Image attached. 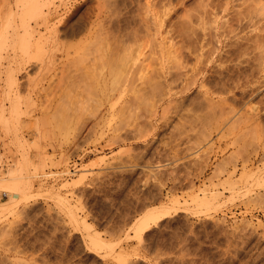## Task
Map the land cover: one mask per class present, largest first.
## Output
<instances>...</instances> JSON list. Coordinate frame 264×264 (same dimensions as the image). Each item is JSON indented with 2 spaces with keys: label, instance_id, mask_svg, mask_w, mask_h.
I'll use <instances>...</instances> for the list:
<instances>
[{
  "label": "rangeland",
  "instance_id": "rangeland-1",
  "mask_svg": "<svg viewBox=\"0 0 264 264\" xmlns=\"http://www.w3.org/2000/svg\"><path fill=\"white\" fill-rule=\"evenodd\" d=\"M0 37V264H264V0H0Z\"/></svg>",
  "mask_w": 264,
  "mask_h": 264
},
{
  "label": "bare ground",
  "instance_id": "bare-ground-1",
  "mask_svg": "<svg viewBox=\"0 0 264 264\" xmlns=\"http://www.w3.org/2000/svg\"><path fill=\"white\" fill-rule=\"evenodd\" d=\"M34 5H35V3H34ZM32 6H33V4H32ZM34 9H35V7H34ZM40 11H42V10H40ZM42 13V12H41ZM41 15V14H40ZM43 15H45V14H43ZM42 17V16H41ZM45 18V17H44ZM48 18V17H47ZM56 18V17H55ZM43 20V19H42ZM41 22V21H40ZM41 24V23H40ZM46 24V23H45ZM125 24V23H124ZM29 26V25H28ZM54 26V25H53ZM31 27V26H30ZM46 28H47V26H46ZM50 28V27H49ZM55 28V27H54ZM226 28V27H225ZM229 28V27H228ZM31 29V28H30ZM214 29V28H213ZM232 29V28H231ZM212 30V29H211ZM221 30V29H220ZM229 30V29H228ZM234 30V29H233ZM32 31V30H31ZM36 31V30H35ZM53 31H54V29H53ZM227 31V30H226ZM39 32V31H38ZM41 32V31H40ZM230 32V31H229ZM235 32V31H234ZM220 33H222V32H220ZM39 34V33H38ZM205 34V33H204ZM230 34V33H229ZM42 35V34H41ZM106 35V34H105ZM222 35V34H221ZM253 35V34H252ZM252 35H250V36H252ZM228 36V35H227ZM213 37H215V36H213ZM222 37V36H221ZM223 37H224V35H223ZM226 37V36H225ZM234 37V36H233ZM248 37V36H247ZM257 37V36H256ZM260 37V36H259ZM37 38H38V36H37ZM37 38H35V40L37 39ZM231 38V37H230ZM243 38V37H242ZM250 38H252V37H250ZM0 39H1V37H0ZM260 39V38H259ZM37 40H39V39H37ZM109 40V39H108ZM114 40V39H113ZM116 40V39H115ZM237 40V39H236ZM103 41V40H102ZM111 41V40H110ZM224 41V40H223ZM248 41V40H247ZM256 41H258V40H256ZM98 42V41H97ZM119 42H121V41H119ZM241 42V41H240ZM243 42V41H242ZM224 43V42H223ZM231 43V42H230ZM234 43V42H233ZM253 43V42H252ZM254 43H255V41H254ZM258 43H259V41H258ZM37 44V42L35 41V43H34V45H36ZM100 44V43H99ZM109 44V43H108ZM112 44V43H111ZM120 44V43H119ZM241 44V43H240ZM102 45V44H101ZM100 45V46H101ZM241 46V45H240ZM256 47H257V45H255ZM232 47V46H231ZM255 47V48H256ZM107 48V47H106ZM116 48V47H115ZM114 48V49H115ZM206 48V47H205ZM222 48V47H221ZM105 49V48H104ZM113 49V48H112ZM200 49H204L203 47H199V49L198 50H200ZM235 49V48H234ZM260 49V48H259ZM110 50V49H109ZM211 50V49H210ZM233 50V49H232ZM236 50V49H235ZM101 51H102V48H101ZM207 51V50H206ZM217 51V50H216ZM223 51V52H222ZM110 52V51H109ZM111 52H112V50H111ZM120 52V51H119ZM200 52H202L201 50H200ZM199 52V53H200ZM210 52V51H209ZM225 51H224V49L223 50H221V49H219L218 51H217V53H216V55H215V58H216V60H221V58L223 57V56H225V55H222L223 53H224ZM117 53V52H116ZM123 53V52H122ZM182 53V52H181ZM100 54H101V52H100ZM124 54V53H123ZM173 54H174V52H173ZM177 54V53H176ZM184 54V53H183ZM200 54H202V53H200ZM199 54V55H200ZM214 54V53H213ZM238 54V53H237ZM109 55H111V54H109ZM126 55V54H125ZM129 55V54H128ZM196 55V54H195ZM258 55V54H257ZM102 56V55H101ZM100 56V57H101ZM115 56H117V55H115ZM180 56V55H179ZM194 56V55H193ZM97 57H99V56H97ZM96 57V58H97ZM103 57H105V56H103ZM127 57V56H126ZM185 57H186V55H185ZM196 57V59L198 58L199 59V57H198V53H197V56H195ZM233 57H235L234 55H233ZM259 57V56H258ZM111 58V57H110ZM112 58H113V56H112ZM111 58V59H112ZM114 58H116V57H114ZM129 58V57H128ZM137 58V57H136ZM176 58V57H175ZM183 58V57H182ZM190 58V57H189ZM203 58V57H202ZM117 59V58H116ZM119 59V58H118ZM117 59V61H119ZM121 59V58H120ZM127 59V58H126ZM174 59V58H173ZM179 59V58H178ZM186 59V58H185ZM232 59V58H231ZM97 60V59H96ZM133 60V59H132ZM131 60V61H132ZM137 60V59H136ZM135 60V61H136ZM200 60V59H199ZM207 60V59H206ZM226 60V59H225ZM234 60V59H233ZM103 61V60H102ZM108 61H111V60H108ZM116 60L113 62V64L115 63V65H116V62H117ZM257 61H258V59H257ZM259 61H260V59H259ZM258 61V62H259ZM97 62V61H96ZM106 63H107V61H105ZM120 62V61H119ZM119 62H117V65H116V67L118 66V68L120 67V65L121 64H119ZM178 62H180L179 60H178ZM183 62V61H182ZM109 63V62H108ZM112 63V62H111ZM181 63V62H180ZM99 64H101L102 65V63H99ZM183 64V63H182ZM199 64V63H198ZM105 65V64H104ZM123 65V64H122ZM206 65V64H205ZM223 65V64H222ZM259 65H260V63H259ZM178 66H180V64L178 65ZM201 66V65H200ZM262 66H264V65H262ZM107 67H109L108 65H107ZM110 67H111V69H110V71H114V73H116L117 74V76H118V73H117V71L116 70H118V68L116 69L115 68V70H112L113 68H112V66L110 65ZM124 67V66H123ZM123 67H120V68H122L123 69ZM130 67H132V66H130ZM204 67V66H203ZM212 66H210L208 69L209 70H206L205 69V71H207L206 73H204L203 74V76H202V78H201V82H200V86H199V84H198V87H204V95H205V98L207 99V101H208V103H209V105H211L212 106V96H211V94L213 93L212 91H213V89H216V88H218V87H220L222 90H229V88H230V86H228V81L227 80H224L222 77H221V72L223 71L222 69V71L220 72H217L218 70H215L214 68V70L211 68ZM224 67V66H223ZM99 68V67H98ZM119 68V69H120ZM134 68V67H133ZM162 68V67H161ZM181 68H183V67H181ZM200 68V67H199ZM226 67H224L223 69H225ZM262 68V67H261ZM121 69V70H122ZM180 69V68H179ZM189 69H190V67H189ZM99 70V69H98ZM126 68H124L123 69V73H124V71L126 72ZM109 70L107 71V72H110ZM128 71H130L129 69H128ZM143 71V70H142ZM170 71L171 70H169V71H166V73L164 74V75H161V76H163V78H165V82H168V79H169V75H171V73H170ZM178 71V70H177ZM180 71V70H179ZM190 71V70H189ZM158 72V71H157ZM185 72V71H184ZM191 72V71H190ZM120 73V72H119ZM155 73V72H154ZM178 73V72H177ZM180 73V72H179ZM197 73V72H196ZM215 73H218V75H216ZM83 74V73H82ZM111 74H112V72H111ZM126 74V73H125ZM129 74V73H128ZM127 74V75H128ZM161 74H162V72H161ZM184 74V73H183ZM183 74H181L180 73V75H183ZM85 75V74H84ZM97 75V74H96ZM110 75V74H109ZM108 75V76H109ZM120 75V74H119ZM142 75V74H141ZM175 75V74H174ZM178 75V74H177ZM196 74H194V76H195ZM74 76H76V75H74ZM158 76V75H157ZM193 76V75H192ZM192 76H190V77H192ZM91 77V76H90ZM115 77H116V75H115ZM146 77V76H145ZM155 77H156V75H155ZM230 77V76H229ZM152 78H154V77H152ZM157 78V77H156ZM182 78V77H181ZM213 78H217V80L216 81H214V79ZM142 79H143V77H142ZM160 79V78H159ZM190 79V78H189ZM233 79V78H232ZM231 79V80H232ZM171 80V79H170ZM173 80V79H172ZM77 81V80H76ZM123 81V80H122ZM150 81V80H149ZM186 81V80H185ZM233 81V80H232ZM146 82V81H145ZM152 82V81H151ZM154 83H155V81H153ZM193 82V81H192ZM213 82V83H212ZM117 83V82H116ZM156 83H157V81H156ZM175 83V82H174ZM187 83V82H186ZM238 83V82H237ZM122 84V83H121ZM152 84V83H151ZM158 84H159V82H158ZM166 84H168V83H166ZM171 84H172V82H171ZM209 84V85H208ZM89 85V84H88ZM154 85H157V84H154ZM162 85V84H161ZM190 85V84H189ZM206 85H208V86H206ZM240 85V84H239ZM244 85V84H243ZM251 85V84H250ZM91 86V85H90ZM211 86L213 87L212 88V90H210L211 89ZM155 87V86H154ZM162 87V86H161ZM240 87H242V85L240 86ZM156 88V87H155ZM219 88V89H220ZM162 89V88H161ZM167 90V89H166ZM165 90V91H166ZM177 91V90H176ZM139 92V91H138ZM155 93H156V91H155ZM137 95V94H136ZM203 95V96H204ZM158 96V95H157ZM160 97H161V95H160ZM141 97H139V99H140ZM162 98H163V96H162ZM223 99V98H222ZM136 100V99H135ZM145 100V99H144ZM156 100V99H155ZM158 100V99H157ZM156 100V101H157ZM220 100V99H219ZM146 101V100H145ZM204 101V100H203ZM215 102V101H214ZM138 103V102H137ZM199 103V102H198ZM208 103H207V105H208ZM223 103H224V101H223ZM156 104V103H155ZM155 104H154V106H155ZM203 104V103H202ZM214 104L215 103H213V106H214ZM200 105V104H199ZM205 105V104H204ZM208 105V106H209ZM225 105V104H224ZM195 106V105H194ZM212 106V107H213ZM203 107V106H202ZM216 107H217V105H216ZM151 108H153V107H151ZM214 108V107H213ZM212 108V109H213ZM224 108V107H223ZM203 109H204V107H203ZM207 109H208V107H207ZM211 109V108H210ZM148 110H149V108H148ZM205 110V109H204ZM209 110V109H208ZM214 110V109H213ZM164 111V110H163ZM210 111V110H209ZM211 112V111H210ZM214 112V111H213ZM16 113V112H15ZM130 113V112H129ZM154 113V112H153ZM164 113V112H163ZM207 113V112H206ZM215 113V112H214ZM163 115H166V114H163ZM214 115V114H213ZM135 116V115H134ZM207 116V115H206ZM209 116V115H208ZM151 117H152V115H151ZM167 117V116H166ZM205 117V116H204ZM211 117V116H210ZM163 118V117H162ZM165 118V117H164ZM208 118V117H207ZM158 119V118H157ZM164 120H166V119H164ZM156 122H157V120H156ZM159 123V122H158ZM164 123V122H163ZM120 124H121V122H120ZM124 126V125H123ZM123 126H120L121 128H123ZM120 127H116L117 128V130H119V128ZM125 127H127L126 129L127 130H130L129 132L131 133V131H132V133H133V131L134 132H137L135 135L136 136H134L133 134V136L132 137H141V136H143L142 134L143 133H141L140 132V130L138 129V123H136V122H128L127 123V126H126V124H125ZM124 127V128H125ZM116 128H115V130H116ZM119 136V135H118ZM143 137H145V136H143ZM14 179V178H13ZM16 179V178H15ZM15 185H19V184H15ZM3 187V186H2ZM11 187V186H10ZM16 187V186H15ZM6 188V187H5ZM155 210H149L148 212H146L143 216H141V218H140V221H139V223H138V225L136 226V229H137V232H138V234L137 235H139L140 236V234L142 233V231H143V229L144 228H146V226L148 225V222L149 221H155L156 220V217H158V215L157 214H155V212H154ZM159 219V218H158ZM87 225V224H86ZM95 238H93L92 240H94ZM98 241V240H97ZM100 241V240H99ZM99 243V242H98ZM99 245H100V243H99Z\"/></svg>",
  "mask_w": 264,
  "mask_h": 264
}]
</instances>
